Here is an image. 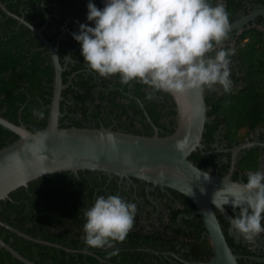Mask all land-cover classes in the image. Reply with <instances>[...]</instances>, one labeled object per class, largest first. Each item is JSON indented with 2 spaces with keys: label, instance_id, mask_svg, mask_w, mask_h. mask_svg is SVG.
<instances>
[{
  "label": "trees",
  "instance_id": "16d2710c",
  "mask_svg": "<svg viewBox=\"0 0 264 264\" xmlns=\"http://www.w3.org/2000/svg\"><path fill=\"white\" fill-rule=\"evenodd\" d=\"M0 2L10 12L23 15L35 27L43 24L44 13H47L42 33L52 44L60 34L56 53L59 63H65L61 81L66 84L60 93V126L96 128L102 125L148 136L152 128L140 108L142 105L159 136L173 131L174 104L165 92L157 91L149 100L146 96L151 89L138 80L124 85L118 74L103 78L84 63L81 45L72 34L79 32V23L94 26L87 20L89 0ZM91 2L101 8L98 0ZM225 3L230 15L237 7V0H225ZM40 45L30 30L0 10V116L13 123L21 121L30 131L45 125L51 95L53 70L47 50ZM65 55H68L66 61ZM34 110L42 111L44 118L33 115ZM204 127L210 128L208 123H204ZM205 134L202 132L201 143ZM15 138V134L0 126V147ZM199 153L202 149L190 152L187 157L198 167ZM117 190L116 177L109 178L98 172L60 171L40 176L29 181L26 188L17 187L0 200V221L33 238L77 251L66 252L33 242L2 226L0 238L35 264H176L178 262L169 263V259L160 254L136 248L171 251L189 261L200 260L201 253L208 251L201 238L203 226L197 214L189 219L182 216L181 222L174 224L178 212L188 216L194 207L184 195L172 189L168 190L177 197L182 208L171 210L165 220L159 218L156 224L142 229L135 219L133 229L122 243H116L115 249L87 247L82 240L84 211L93 206L98 196L116 195ZM124 193L121 184L118 196L123 199ZM116 249L118 254L112 255ZM83 250L87 253L81 252ZM0 264L23 263L0 247Z\"/></svg>",
  "mask_w": 264,
  "mask_h": 264
},
{
  "label": "clouds",
  "instance_id": "9594fccd",
  "mask_svg": "<svg viewBox=\"0 0 264 264\" xmlns=\"http://www.w3.org/2000/svg\"><path fill=\"white\" fill-rule=\"evenodd\" d=\"M87 9V20L94 26L77 22L79 32L72 37L81 45L84 63L100 77L118 74L124 85L138 80L151 89L149 100L157 91L182 95L217 85L224 92L232 90L234 50L219 47L209 55L227 39L230 22L224 0L214 5L211 0H104L103 8L89 0ZM33 115L44 118L42 111L34 110ZM204 174L209 180V173ZM235 189L231 203L240 211L231 225L252 240L264 232V169L249 172L247 182L237 183ZM136 213L134 202L118 195L98 196L84 211L83 243L115 249L133 229Z\"/></svg>",
  "mask_w": 264,
  "mask_h": 264
},
{
  "label": "water",
  "instance_id": "95a60500",
  "mask_svg": "<svg viewBox=\"0 0 264 264\" xmlns=\"http://www.w3.org/2000/svg\"><path fill=\"white\" fill-rule=\"evenodd\" d=\"M98 2L103 8L104 0ZM39 7L42 8V3ZM0 10L32 32L40 42V48L47 50L53 70L47 119L41 129L30 131L21 121L13 123L0 116V126L16 135L14 140L0 147V200L7 198L8 193L17 187L26 188L27 183L33 179L60 171H92L103 173L107 177L143 181L160 189L169 188L184 195L192 203L193 214L200 217L211 244L213 255L210 260L194 264H237L224 240L213 207L229 218L223 206H232L235 185L242 182L232 181L228 175L210 173V179L205 180L206 171L195 166L187 158L190 152L202 148L201 135L207 119L203 89L190 90L182 95L166 93L174 104L175 126L171 133L164 136L158 135L157 128L148 118L142 105L140 108L152 128V134L148 136L112 130L102 125L96 128L60 126V93L66 86L61 81V72L65 63H59L56 53L59 36L52 44L42 33L48 14L44 13L43 24L35 27L27 22L23 15L7 10L1 2ZM251 15L231 22L229 31ZM65 60H68V56ZM38 132L45 135L38 136ZM226 201L229 203L226 204ZM0 226L36 243L66 252L77 251L33 238L2 221ZM0 247L23 264H35L1 238ZM81 252L87 253L85 250Z\"/></svg>",
  "mask_w": 264,
  "mask_h": 264
},
{
  "label": "flooded vegetation",
  "instance_id": "af4514ba",
  "mask_svg": "<svg viewBox=\"0 0 264 264\" xmlns=\"http://www.w3.org/2000/svg\"><path fill=\"white\" fill-rule=\"evenodd\" d=\"M216 2L217 0H211L213 5ZM249 14H252L249 19L239 22L228 31L227 39L222 45L209 53L210 56H214L219 47L234 50L230 64V79L233 85L229 92H224L219 85L212 89L203 88L207 118L205 123H208L210 128L204 127L203 132L206 134L202 138V153H199L198 163L200 168L210 174L228 175L230 180L242 183L247 182L249 172L264 169V0H237V7L229 15V22L240 20ZM58 36L60 38V34L56 38ZM66 56L68 55H65L64 60ZM121 184L125 192L123 199L137 205L135 219L139 222V228H149L156 224L159 218L165 220L171 210L182 208L169 188L160 189L143 181L117 178L116 195L121 190ZM223 209L229 218L214 207L213 213L230 252L235 256L236 263L264 264V232L252 240H246L231 225L232 217L237 215L240 209L226 205ZM193 211L194 209L188 216L178 212L174 224H179L182 216L184 219L191 218L195 215ZM201 225L203 226L202 221ZM201 238L206 243L208 251L201 253L200 260H184L179 253L171 251L136 249L160 254L169 259V263L207 262L213 252L204 226Z\"/></svg>",
  "mask_w": 264,
  "mask_h": 264
}]
</instances>
